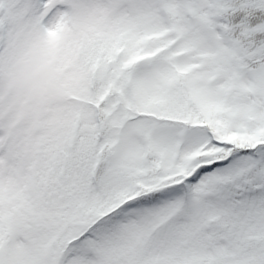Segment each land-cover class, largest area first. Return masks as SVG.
Listing matches in <instances>:
<instances>
[{"label":"snow or ice","instance_id":"snow-or-ice-1","mask_svg":"<svg viewBox=\"0 0 264 264\" xmlns=\"http://www.w3.org/2000/svg\"><path fill=\"white\" fill-rule=\"evenodd\" d=\"M0 264H264V0H0Z\"/></svg>","mask_w":264,"mask_h":264}]
</instances>
